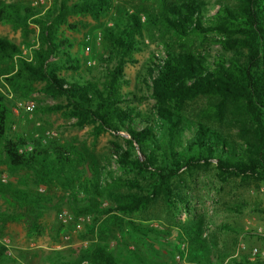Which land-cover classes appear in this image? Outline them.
<instances>
[{"label":"trees","instance_id":"obj_1","mask_svg":"<svg viewBox=\"0 0 264 264\" xmlns=\"http://www.w3.org/2000/svg\"><path fill=\"white\" fill-rule=\"evenodd\" d=\"M158 1L159 14H148L143 21L139 13L124 11L104 30L106 56L100 59L101 76L80 73L82 58L71 51L73 45L62 27L74 15L99 19L112 9V0H53L45 11L0 2V22L15 30L34 24L39 30L36 42L27 44L29 56L20 45L0 37V83L9 86L15 100L28 99L36 91L35 84L42 83L44 95L65 103L35 110L64 113L76 119L80 128L92 125L96 138L110 133L123 140L112 144L124 176L103 177L77 146H44L39 140L9 136L15 104L0 90V155L10 175L25 171L38 184L59 185L68 193L74 216H92L100 232L130 223L137 233L155 240H160L158 232L127 222L126 216L147 210L159 200L177 210L189 209L187 200L175 193V181L183 171L214 166L222 183L237 178L264 184V0H220L214 14H209L202 0ZM145 24L158 27L171 39L218 36L216 43L224 52L211 58L179 51L174 41L166 42L167 56L148 68L154 100L151 111L134 104V93L122 92L125 66L134 63V54L142 51ZM201 97L209 101L210 109L194 120L185 113L186 107ZM212 110L220 122L223 118L238 129L241 142L208 123ZM1 188L21 211L15 216L0 214V222L24 223L28 236H35L44 197L9 184H0ZM203 225L198 220L183 228L191 262L200 263L210 250ZM108 248V244H98L87 249L79 262L58 257L51 264H157L127 248L117 254ZM6 251L0 246V259ZM181 255L186 256L185 252ZM228 264L263 263L244 258Z\"/></svg>","mask_w":264,"mask_h":264},{"label":"rangeland","instance_id":"obj_2","mask_svg":"<svg viewBox=\"0 0 264 264\" xmlns=\"http://www.w3.org/2000/svg\"><path fill=\"white\" fill-rule=\"evenodd\" d=\"M74 1L77 0H71ZM202 1L207 4L209 14H214L217 10L215 4L220 0ZM0 2L22 4L45 11L51 7L53 0ZM112 4V9L99 19L90 15H74L70 16L67 24L62 27L63 35L73 45L71 51L82 58V75L101 76L103 69L100 59L106 56L104 30L113 25L116 17L124 11H131L139 13L145 21L148 14L156 15L161 10L158 0H112ZM38 31L34 24H30L25 30H15L11 24L0 22V37L20 45L26 56L31 52L27 44L36 42ZM218 39L219 37L214 35L187 40H179L177 37L171 39L170 35L164 36L158 27L145 24L142 51L134 54V63L125 66L122 92L134 93V104L143 111H151L154 100L148 68L153 63L159 64L167 56L165 43L174 41L179 51L208 55L212 58L224 53L220 44L216 43ZM88 61L91 65H88ZM64 74L73 75L72 72ZM35 87L36 91L28 99L15 100L9 86L0 83V90L11 96L14 104L33 100L37 107L45 108L65 103L62 98L44 95L41 92L42 83H36ZM208 105L209 101L201 97L189 103L185 113L196 120L197 116L208 110ZM216 116V111L212 110L208 123L229 133L235 141L241 142L238 129L231 128L223 118L220 122ZM8 135L39 140L44 146L53 143L77 146L85 152L90 163L98 166L103 177L110 179L111 175L124 176L112 144L115 141L123 143L122 138L114 137L110 133L96 138L92 125L80 128L76 119L69 118L64 113H43L34 110L32 113L22 111L17 114L13 110L9 118ZM3 160L0 155V184L27 189L44 197V201L39 231L33 237L28 236L24 223L12 220L0 222V246L7 250L0 259V264H51V261L58 257H64L65 262H79L87 249L98 244H108L107 250L115 254L123 248L136 251L146 261L157 264H181L177 259L181 252H185L186 256L183 258L188 264H228L244 258L251 259L253 250L257 248L261 252L258 260L264 264V234L261 233L264 229V184L254 180L245 182L232 178L222 183L214 166L183 171L181 178L175 181V193L187 200L190 216L185 221L178 218L179 210L167 206L163 200L155 202L147 210L126 216L127 222L158 232L160 240H155L153 237L147 238L137 233L130 223L112 228L107 233L100 232L99 223L92 216H74L67 203L68 193L59 185L38 184L34 176L25 171H20L13 177ZM3 178L6 182L1 181ZM105 204L108 205V202H104V206ZM20 211L9 192L1 188L0 214L15 216ZM62 212L67 213L64 220L60 218ZM198 220L204 222L203 238L210 248L204 257L201 256L200 263L187 260L190 245L183 241V228ZM156 224L162 227L157 229ZM207 229L209 232L204 236Z\"/></svg>","mask_w":264,"mask_h":264},{"label":"built area","instance_id":"obj_3","mask_svg":"<svg viewBox=\"0 0 264 264\" xmlns=\"http://www.w3.org/2000/svg\"><path fill=\"white\" fill-rule=\"evenodd\" d=\"M87 49H89V48H87ZM87 63H88V65H91L90 61H88ZM7 97L11 98V96H7ZM35 108H36V103L33 100H29V101H26V102H17L14 105L13 110L17 114H19L22 111L25 112V113H32L35 110ZM29 149H31V148L29 147ZM1 181L6 182L5 178H3ZM189 216H190V214H189L188 209H186L183 206L179 207L178 218L180 220L185 221ZM66 217H67V213L66 212H62L60 214V218L61 219L64 220V219H66ZM161 227H162L161 225H158V224L155 225V228H157V229H160ZM208 232H209V229H207V231L204 232V236H206ZM261 233L264 234V229L261 231ZM260 254H261V252L259 251V249L255 248L253 250V254H252L251 260L252 261L258 260V257H259ZM177 259L179 260V262H181V264H188L186 262V260L182 257V255H180V254L177 255ZM82 264H90V262L84 261Z\"/></svg>","mask_w":264,"mask_h":264}]
</instances>
